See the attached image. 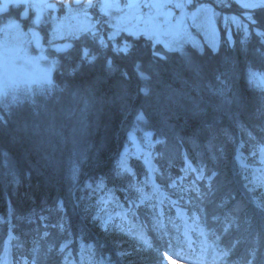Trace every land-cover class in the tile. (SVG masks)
Returning <instances> with one entry per match:
<instances>
[{"label":"trees","instance_id":"1","mask_svg":"<svg viewBox=\"0 0 264 264\" xmlns=\"http://www.w3.org/2000/svg\"><path fill=\"white\" fill-rule=\"evenodd\" d=\"M198 1L245 28L218 22L215 46L200 38L174 50L143 35L100 45L81 34L48 48L49 82L0 97V255L8 240L12 259L30 264H78L82 250L104 264H264V195L246 188L237 160L256 165L251 152L264 146V88L251 79L264 75V7ZM131 131L159 139L154 178L196 214L192 247L168 200L140 202L144 164L131 157L132 171L120 170ZM115 211L127 222L108 221Z\"/></svg>","mask_w":264,"mask_h":264},{"label":"rangeland","instance_id":"2","mask_svg":"<svg viewBox=\"0 0 264 264\" xmlns=\"http://www.w3.org/2000/svg\"><path fill=\"white\" fill-rule=\"evenodd\" d=\"M218 4L225 5L228 0H212ZM242 6L244 0H231ZM127 2V5H125ZM136 2V3H135ZM180 3L186 5L183 8H176L174 5ZM187 0H100L99 7L106 16L107 31H104L106 38L115 34V37L121 33L138 36L143 35L150 38L153 42L160 43L166 49L170 45L171 49L179 48L184 42H200V38L208 39L209 42L216 45L218 41L217 24L220 22L223 26L232 24L233 27L240 26L245 28L242 20L235 15L220 14L208 2H199L194 0L192 6ZM125 5V6H124ZM147 5H152L148 7ZM157 5H164L158 7ZM190 5V4H189ZM243 7V6H242ZM247 8V7H245ZM141 14L142 18L136 20V15ZM78 22V21H77ZM5 28L0 30V97L8 94L17 93L20 90L30 88L33 84L45 83L51 80V73L54 62L48 54L50 44H39V39L32 31H24L21 27L12 21ZM78 26V27H77ZM68 29L69 39L75 38L79 32L83 34L95 31L93 22L85 21ZM59 28V27H58ZM53 28L52 34L47 35V41H54L65 36L60 29ZM79 28V29H77ZM228 36L230 32L227 31ZM230 38V37H229ZM98 44L104 45L106 42L95 38ZM113 40V39H111ZM67 43V41L63 42ZM122 42L119 48L124 47ZM37 48V49H36ZM251 79L264 88V75L262 73H253ZM159 139H154L152 133L147 131L140 140L133 131L127 135V143L119 154L118 166L124 171L122 164H126L129 172V159L131 157L139 159L147 169L148 183L150 193L148 199L154 196L158 202V208L163 200H168L174 209L175 219L181 227V235L189 247H192L193 232H200L198 218L195 213L190 215L186 208L175 198L164 192L155 181L154 174L157 172V166L154 162V145ZM251 154L256 155L257 164L250 166L245 161V155L239 152L237 160L239 164L248 168L250 171L246 181V188L249 191H259L264 195V146H258ZM185 169L195 172V177L199 179L201 173L196 171L192 165L186 162ZM178 180L180 178L178 177ZM174 181L170 185H174ZM109 198L101 199L106 203ZM256 202L259 203L257 199ZM107 220H116L117 223L127 222V216L124 211L113 212ZM0 264H30L25 260L15 261L10 254L8 241L3 248L0 256ZM78 264H104L96 259L90 251H82L78 256ZM163 264H175L171 260H166Z\"/></svg>","mask_w":264,"mask_h":264},{"label":"flooded vegetation","instance_id":"3","mask_svg":"<svg viewBox=\"0 0 264 264\" xmlns=\"http://www.w3.org/2000/svg\"><path fill=\"white\" fill-rule=\"evenodd\" d=\"M99 3L100 0H92V6H89L88 0H0V30L12 21L24 31L29 30L36 34L39 44H45L44 39L48 34H52L53 28L59 27L61 33L64 32L65 36L61 39H69L68 29L87 20L93 22L95 27L93 34L88 33L89 37L93 39L99 36L98 40L106 41L104 34V31L108 30L106 16ZM193 3L194 0H191L187 6H192ZM82 33L79 32V35ZM71 46V41L67 43L52 41L49 48L58 52Z\"/></svg>","mask_w":264,"mask_h":264},{"label":"snow or ice","instance_id":"4","mask_svg":"<svg viewBox=\"0 0 264 264\" xmlns=\"http://www.w3.org/2000/svg\"><path fill=\"white\" fill-rule=\"evenodd\" d=\"M168 2L171 3V0H168ZM187 2L191 3V0H187ZM88 4H89V6H92V0H88ZM147 6L151 7L152 5H147ZM157 6L158 7H163L164 5H157ZM185 6L186 5H183V4H180V3H176L174 5V7H176V8H183ZM242 6L243 7H247V8L264 7V0H244ZM49 7H52V6L49 5ZM109 39H115V34L113 36H110ZM166 47H169L170 50H174V49H171L170 45L166 44ZM129 50H130V46H128V45H125L124 47L117 49V51L124 52V53H127ZM85 55H87V53H85ZM143 78L147 79V77H143ZM141 91L144 92L145 95L148 94V89L147 88H143V89H141ZM144 119H145V117H144V114L142 112L140 114H138L137 117H136V120L138 122H142V121H144ZM122 168H123L124 171H128L126 164H122ZM140 238L143 239L142 236ZM144 242L147 243V241H144Z\"/></svg>","mask_w":264,"mask_h":264},{"label":"water","instance_id":"5","mask_svg":"<svg viewBox=\"0 0 264 264\" xmlns=\"http://www.w3.org/2000/svg\"><path fill=\"white\" fill-rule=\"evenodd\" d=\"M141 17H142V15H141V14H137V15H136V19H137V20H140V19H141ZM25 18H26V17H22V19H25Z\"/></svg>","mask_w":264,"mask_h":264}]
</instances>
